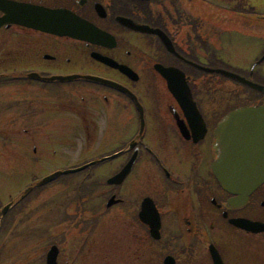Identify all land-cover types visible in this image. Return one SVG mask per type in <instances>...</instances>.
<instances>
[{"label":"flooded vegetation","instance_id":"af4514ba","mask_svg":"<svg viewBox=\"0 0 264 264\" xmlns=\"http://www.w3.org/2000/svg\"><path fill=\"white\" fill-rule=\"evenodd\" d=\"M5 1L45 11L66 10L93 27L94 34L90 32L81 40L2 24L0 115H11L5 123L10 130L23 121L20 130L32 147L42 140L44 127L55 128L61 115L71 116L74 125L82 120L86 129L102 130L101 145L121 147L114 152L119 153L115 158H123V169L131 160L132 164L121 184L104 181L110 187L123 185L121 197L106 193L104 207L121 208L123 246L128 249L133 245L134 251L145 257L170 256L173 264H201L203 259L213 264L211 247L223 264H264V231H246L230 223L244 218L264 224V182L243 205L235 206L229 203L233 196L222 188L211 167L219 150L214 133L225 115L241 106L237 103L241 97L246 103L260 100L264 105V91L232 82L217 73L221 68L208 65L224 63L225 36H245L233 26H222L223 11L219 10L223 0H214L220 1L217 4H209L213 0ZM240 1L225 0L233 6ZM245 1L246 37L254 56L244 76L264 86V0ZM226 12L239 16L235 11ZM4 15L0 9V19ZM123 67L130 69V75ZM162 68H176L183 76L167 80ZM168 81L188 91H171ZM116 86L129 89L135 99ZM11 140L18 139L14 136ZM13 141L10 146L16 145ZM32 151L33 156L36 150ZM72 174L49 184L67 177L69 181ZM110 199L118 202L109 203ZM21 201L13 202V207ZM53 208L61 211L62 218L56 222L61 225L66 221V205L63 202ZM10 209L0 224L9 221ZM96 222H87L91 232ZM86 229L83 226L79 232L87 233ZM45 234L49 238L47 228ZM58 243H49L44 263L49 248L55 247L56 263L71 264L59 261ZM82 251L90 255L93 264L104 263L105 247L89 248L87 244ZM228 253L230 262L225 256Z\"/></svg>","mask_w":264,"mask_h":264},{"label":"rangeland","instance_id":"374dc122","mask_svg":"<svg viewBox=\"0 0 264 264\" xmlns=\"http://www.w3.org/2000/svg\"><path fill=\"white\" fill-rule=\"evenodd\" d=\"M219 2L213 0L209 1V4ZM220 7L222 9L219 11H223L224 17L221 16L222 26L224 28L233 26L245 36L233 35L231 38L225 36L222 52L224 63L208 65L211 68H221L244 76L254 56L246 37L248 20L244 16L230 15L226 11L246 13L247 9H244L246 6L241 3L235 7L223 0ZM218 91L223 95L226 94L225 90ZM219 92L216 95H220ZM240 99L237 102L239 105L246 104L245 101H241L243 98ZM10 117L11 115H0V122L3 124L0 126V208L14 198L32 179L34 180L33 177L39 179L56 170L76 168L119 148L100 144L104 134L102 130L86 129L82 120L74 125L71 116L62 115L58 116L55 128L44 127L42 140L32 147L26 140L28 136L20 130L23 121L20 120L22 124L15 130H10V126L5 125ZM14 136L17 141L11 140ZM10 141L16 142V145L10 146ZM34 149L37 154L34 153L35 157L34 154L32 156ZM122 164L123 158H115L102 164L89 165L91 167L87 170L72 174L69 181L66 180L69 178L67 177L63 181L47 185L12 207L8 214L9 221L3 222L0 230V264H45L44 256L52 241H59V261L71 264H93L90 255L87 254L88 249L85 255L82 251L87 244L89 248L105 247L106 261L103 258L102 264H161L162 257L140 255L134 251L133 245L126 249V246H123L125 240L121 237V208L115 206L106 210L104 207L106 193L115 192L121 197L123 185L110 187L106 186L104 181L119 170ZM64 182L69 185H64ZM63 202L66 205L65 212L63 211L66 219L64 217L63 219L66 221L57 225V220L62 218L61 211L51 208L59 203L63 205ZM89 221H97L98 226L96 225L92 232L90 225L86 226ZM83 226L88 228L87 233L79 232ZM46 228L50 234L49 238H46ZM89 232H91L90 236L85 239ZM93 238L95 241H92ZM146 245L143 244V247L149 250ZM225 256L230 262L231 254ZM202 262L201 264H208L204 259Z\"/></svg>","mask_w":264,"mask_h":264},{"label":"water","instance_id":"95a60500","mask_svg":"<svg viewBox=\"0 0 264 264\" xmlns=\"http://www.w3.org/2000/svg\"><path fill=\"white\" fill-rule=\"evenodd\" d=\"M0 9L5 11L4 17L0 19V25L4 23H16L59 36H70L81 40H86L90 32H92L91 28H93L89 23L66 10L45 11L36 9L30 5L10 3L5 0H0ZM138 29L141 30L143 28L138 27ZM144 29L146 28L144 27ZM149 31L154 32L152 30ZM92 34L94 33L92 32ZM218 72L250 88L264 91L263 86L250 82L237 74L223 70H218ZM161 73L167 79L172 75H179V72L175 69H163ZM79 77L89 79V76ZM168 82L169 89L172 91H177L178 88L180 90L183 89V87L176 88L170 81ZM123 92L131 94L125 88H123ZM214 135L217 139L219 150L217 158L211 165L213 172L223 189L235 195V198L230 203L242 205L247 201L249 194L264 182V106L241 107L229 112L219 123ZM105 159L102 158L90 162L79 168L54 172L40 180L37 185L45 184L61 174L80 171L91 164ZM131 164L132 160L126 168H122L116 175L108 179V183H121ZM30 189L31 187L26 192ZM9 206H5L2 214H4ZM231 223L247 231H264V225L251 223L246 220H232ZM151 228L152 230L156 229L154 226H151ZM56 256L55 247H51L47 253L46 264H57ZM211 256L214 264H223L215 249H211ZM164 264H173L171 257H166Z\"/></svg>","mask_w":264,"mask_h":264}]
</instances>
